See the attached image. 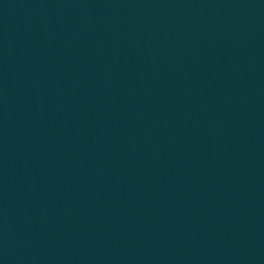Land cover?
I'll use <instances>...</instances> for the list:
<instances>
[{"label":"water","instance_id":"1","mask_svg":"<svg viewBox=\"0 0 264 264\" xmlns=\"http://www.w3.org/2000/svg\"><path fill=\"white\" fill-rule=\"evenodd\" d=\"M0 264H264V0H0Z\"/></svg>","mask_w":264,"mask_h":264}]
</instances>
